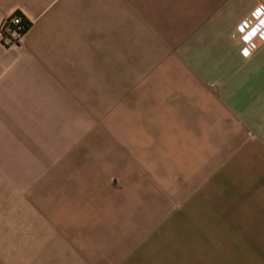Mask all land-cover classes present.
I'll use <instances>...</instances> for the list:
<instances>
[{
	"label": "crops",
	"instance_id": "crops-1",
	"mask_svg": "<svg viewBox=\"0 0 264 264\" xmlns=\"http://www.w3.org/2000/svg\"><path fill=\"white\" fill-rule=\"evenodd\" d=\"M264 0H0V264H264Z\"/></svg>",
	"mask_w": 264,
	"mask_h": 264
},
{
	"label": "built area",
	"instance_id": "built-area-1",
	"mask_svg": "<svg viewBox=\"0 0 264 264\" xmlns=\"http://www.w3.org/2000/svg\"><path fill=\"white\" fill-rule=\"evenodd\" d=\"M20 14H10L0 21V44L5 47H18L23 43L28 29ZM233 36L242 40L240 53L248 57L264 43V5H259L247 14L235 27Z\"/></svg>",
	"mask_w": 264,
	"mask_h": 264
},
{
	"label": "trees",
	"instance_id": "trees-1",
	"mask_svg": "<svg viewBox=\"0 0 264 264\" xmlns=\"http://www.w3.org/2000/svg\"><path fill=\"white\" fill-rule=\"evenodd\" d=\"M23 22H24L25 24H27V21H26L25 19H23Z\"/></svg>",
	"mask_w": 264,
	"mask_h": 264
}]
</instances>
